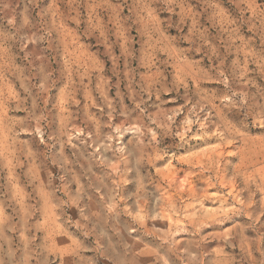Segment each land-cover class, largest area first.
I'll use <instances>...</instances> for the list:
<instances>
[{
    "label": "rangeland",
    "instance_id": "374dc122",
    "mask_svg": "<svg viewBox=\"0 0 264 264\" xmlns=\"http://www.w3.org/2000/svg\"><path fill=\"white\" fill-rule=\"evenodd\" d=\"M0 264H264V0H0Z\"/></svg>",
    "mask_w": 264,
    "mask_h": 264
},
{
    "label": "bare ground",
    "instance_id": "6f19581e",
    "mask_svg": "<svg viewBox=\"0 0 264 264\" xmlns=\"http://www.w3.org/2000/svg\"><path fill=\"white\" fill-rule=\"evenodd\" d=\"M179 177V176H178ZM223 177H224V175H223ZM177 180V179H176ZM236 181V180H235ZM225 182V181H224ZM230 187V186H229Z\"/></svg>",
    "mask_w": 264,
    "mask_h": 264
}]
</instances>
